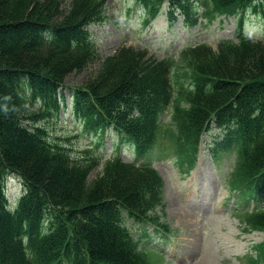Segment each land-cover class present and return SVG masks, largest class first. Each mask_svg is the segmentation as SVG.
<instances>
[{
	"label": "trees",
	"instance_id": "trees-1",
	"mask_svg": "<svg viewBox=\"0 0 264 264\" xmlns=\"http://www.w3.org/2000/svg\"><path fill=\"white\" fill-rule=\"evenodd\" d=\"M163 1L138 3L154 17ZM212 1L219 11L252 7L264 15V0ZM167 2L171 13L182 10L195 23L191 0ZM106 4L0 0V264L157 263L141 250L127 220L143 228L147 218L156 232L167 230L154 221L164 207L159 172L119 153L105 157L90 146L75 147L47 127L60 115L67 77L94 64L70 86L82 132L104 139L110 127L120 134V146L132 142L137 155H145L158 140L160 116L176 99L172 117L179 129L170 130L168 147L196 158L200 135L216 124L224 137L215 153L238 154L230 184L245 185L250 197L264 202V40L249 41L240 32L239 41H221L216 50L206 44L184 49L192 89L175 93L172 59L133 46L99 52L89 26L106 20ZM12 174L23 189L9 199ZM247 222L264 229V210L248 214ZM258 249L252 259L264 264V244Z\"/></svg>",
	"mask_w": 264,
	"mask_h": 264
},
{
	"label": "rangeland",
	"instance_id": "rangeland-1",
	"mask_svg": "<svg viewBox=\"0 0 264 264\" xmlns=\"http://www.w3.org/2000/svg\"><path fill=\"white\" fill-rule=\"evenodd\" d=\"M70 0H64L68 6ZM197 9L198 24L188 25L183 13L177 11V20L170 22L167 14L161 15L149 25L142 23V8L136 0H108L106 20L90 25L89 30L103 56L114 53L121 46L147 49L156 59H172L174 68L172 79L175 92L180 89L177 71L191 68L190 58L183 57L182 50L196 44H206L218 48L221 40H236L239 32L240 14H217L213 19L203 14L204 0H193ZM244 31L254 39L262 36V20L259 16L246 13ZM94 64L92 69H96ZM73 73L67 77L64 101L65 110L58 118L52 119L48 129L55 137L67 135L75 147H92L105 157L121 152L127 161L137 163L149 161L165 175V212L173 231L170 242H164L159 252H150L157 264H254L252 257L257 256L256 244L264 241L263 231H244L247 221L245 212L234 211L241 208L240 194L233 190L241 186L230 184V178L237 170L235 153L214 156V143L221 139V131L213 126L203 136L196 166L188 171L186 164L179 161L178 155L162 145H158L149 156H137L127 144L119 149L118 134L109 129L104 141L94 134L82 132L72 113V91L70 86L78 85L90 74ZM181 78H185L181 75ZM164 127L169 126L178 133L176 122L171 123L167 111L163 115ZM171 123V124H170ZM170 124V125H169ZM167 142L173 139L166 136ZM98 166L91 177L97 175ZM20 185L16 181L8 184V196L15 198ZM186 210V211H184ZM189 214V215H188ZM188 215V216H187ZM127 224L138 235V225L132 220ZM150 251L158 248L154 237L148 240Z\"/></svg>",
	"mask_w": 264,
	"mask_h": 264
},
{
	"label": "bare ground",
	"instance_id": "bare-ground-1",
	"mask_svg": "<svg viewBox=\"0 0 264 264\" xmlns=\"http://www.w3.org/2000/svg\"><path fill=\"white\" fill-rule=\"evenodd\" d=\"M184 211H186V210H184ZM188 215H189V214H188ZM188 215H187V216H188Z\"/></svg>",
	"mask_w": 264,
	"mask_h": 264
}]
</instances>
